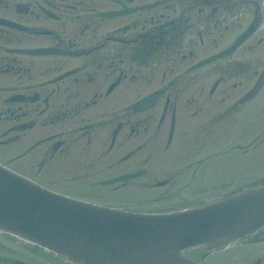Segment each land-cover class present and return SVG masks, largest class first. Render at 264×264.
Here are the masks:
<instances>
[{"label": "flooded vegetation", "instance_id": "obj_1", "mask_svg": "<svg viewBox=\"0 0 264 264\" xmlns=\"http://www.w3.org/2000/svg\"><path fill=\"white\" fill-rule=\"evenodd\" d=\"M0 18L21 26L0 25V164L128 211L221 191L222 155L249 159L231 189L263 180L264 0H0ZM258 243L264 226L183 253L232 264ZM0 264L78 263L0 234Z\"/></svg>", "mask_w": 264, "mask_h": 264}, {"label": "water", "instance_id": "obj_2", "mask_svg": "<svg viewBox=\"0 0 264 264\" xmlns=\"http://www.w3.org/2000/svg\"><path fill=\"white\" fill-rule=\"evenodd\" d=\"M263 225L264 185L201 207L143 214L68 198L0 166V232L80 264H196L180 252L218 247Z\"/></svg>", "mask_w": 264, "mask_h": 264}, {"label": "rangeland", "instance_id": "obj_3", "mask_svg": "<svg viewBox=\"0 0 264 264\" xmlns=\"http://www.w3.org/2000/svg\"><path fill=\"white\" fill-rule=\"evenodd\" d=\"M225 143V142H224ZM225 145H229V143L227 144H221V149L225 146ZM249 160V159H248ZM246 159H241V158H235L232 155L229 156H219L218 159L213 160L216 161L214 163V166L219 164L220 167L224 170V174L222 175V178L220 180V182L223 184V189L220 190H207V191H193L190 188L176 192L177 196L174 198L175 193L172 194V197L168 200H166L164 203L159 204V203H150L148 204L150 207L146 206V208H150V209H161L164 207H168V206H175V205H180V204H185V203H190L193 202V194L197 195V197H201L202 199H209V198H214V197H219V196H224L227 195V193L231 190V191H235V189H231L232 187L230 185L235 184V181L238 180V176L241 175V172L246 173L245 172V165L247 163H245L246 161H248ZM251 162H249L250 164ZM224 168H223V167ZM232 167L234 168L233 173L231 172ZM222 170V171H223ZM256 171L253 169V173H255ZM257 174V173H255ZM254 174V175H255ZM221 176V175H220ZM254 178H259V177H264V171H260L259 175L257 176H252ZM167 191H163L161 189H157L155 191H145L142 190L141 192L139 191H132V192H127V194H129L130 198H134V196H140L141 199L143 201L145 200H150L153 197H158V196H163V193H166ZM195 192V193H194ZM264 247V244L261 245L260 243L255 244L253 246H250L251 249H253L255 251V255L253 258H249L245 261H242L240 258L238 260H236L235 263L232 264H264V252L262 251ZM262 252V253H261ZM213 259H215L214 256L208 258V263L209 264H218V262H213ZM219 264H225L224 262H219ZM226 264H230V263H226Z\"/></svg>", "mask_w": 264, "mask_h": 264}]
</instances>
